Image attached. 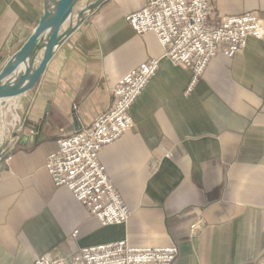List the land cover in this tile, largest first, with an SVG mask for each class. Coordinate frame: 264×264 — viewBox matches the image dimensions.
<instances>
[{
  "label": "crops",
  "instance_id": "obj_1",
  "mask_svg": "<svg viewBox=\"0 0 264 264\" xmlns=\"http://www.w3.org/2000/svg\"><path fill=\"white\" fill-rule=\"evenodd\" d=\"M90 1L96 0H80L75 11ZM144 3H100L61 40L33 91L0 103V140L7 133L3 125L17 114L34 124L46 118L43 141L13 145L12 155L0 161V264H33L39 256L121 240L135 249L177 245L175 264H252L261 256L264 39L248 37L231 59L218 54L188 95L191 71L160 60L129 110L131 131L98 156L129 210L127 223L101 226L47 173L45 159L58 150L59 139L108 110L116 82L162 54L153 34L138 36L127 24L128 13ZM50 4L0 0L4 62ZM214 7L212 25L245 13L264 20V0H214ZM193 223L200 228L192 234Z\"/></svg>",
  "mask_w": 264,
  "mask_h": 264
},
{
  "label": "built area",
  "instance_id": "obj_2",
  "mask_svg": "<svg viewBox=\"0 0 264 264\" xmlns=\"http://www.w3.org/2000/svg\"><path fill=\"white\" fill-rule=\"evenodd\" d=\"M215 15L214 0H145L142 8L128 13L126 21L134 33L153 34L162 54L118 80L109 91L110 108L72 136L59 139L58 150L47 155L45 168L54 186L69 190L101 226L125 224L130 213L98 160L99 153L131 131L129 110L157 73L160 60L191 71L188 95L218 54L231 59L245 48L248 37L264 39V20L254 14L223 17L212 25L209 21ZM199 228L193 223L189 230L193 234ZM177 256L174 244L135 249L121 240L84 247L70 255L39 256L33 264H175ZM252 264H264V248Z\"/></svg>",
  "mask_w": 264,
  "mask_h": 264
},
{
  "label": "water",
  "instance_id": "obj_3",
  "mask_svg": "<svg viewBox=\"0 0 264 264\" xmlns=\"http://www.w3.org/2000/svg\"><path fill=\"white\" fill-rule=\"evenodd\" d=\"M103 1L105 0L90 1L76 12L75 7L80 0H50L51 3L55 4V7L49 9L51 4L46 7L36 27L27 35L21 47L6 62L0 56V103L5 104L18 96L32 92L34 86L43 76V71L61 40L70 35L84 21L86 14L92 12ZM72 15H79L82 19L79 21L75 19V23L70 29L63 31L64 22ZM49 31H51V35L44 45L39 62L34 66L21 69L27 55L36 48L41 35ZM25 115H22V113L17 114L13 122L9 125H3V129L7 133L0 140V161L12 155L14 150L11 147L13 145L20 146L25 140L29 141V143H38L45 138L42 133V128L46 123L45 114L40 124L26 121ZM24 130L30 131V135L18 133ZM13 141L15 142L11 145Z\"/></svg>",
  "mask_w": 264,
  "mask_h": 264
},
{
  "label": "bare ground",
  "instance_id": "obj_4",
  "mask_svg": "<svg viewBox=\"0 0 264 264\" xmlns=\"http://www.w3.org/2000/svg\"><path fill=\"white\" fill-rule=\"evenodd\" d=\"M54 7H55V4L51 3V5L49 6V9H53ZM75 19L79 21L82 18L79 15L70 16V18L64 22L62 26V30L68 31L70 27L75 23ZM50 35H51V31L46 32L41 35L40 40L36 45V48L30 54L27 55V58L24 60L25 62L23 63V66L21 67V69L28 68V66H34L39 62V58L41 57L42 51L45 47L44 45L47 43Z\"/></svg>",
  "mask_w": 264,
  "mask_h": 264
},
{
  "label": "rangeland",
  "instance_id": "obj_5",
  "mask_svg": "<svg viewBox=\"0 0 264 264\" xmlns=\"http://www.w3.org/2000/svg\"><path fill=\"white\" fill-rule=\"evenodd\" d=\"M9 118V117H8ZM9 123V122H8Z\"/></svg>",
  "mask_w": 264,
  "mask_h": 264
}]
</instances>
